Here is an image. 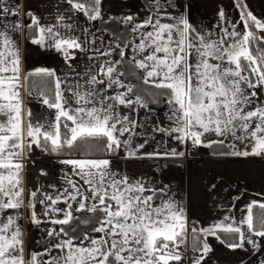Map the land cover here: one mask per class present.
Listing matches in <instances>:
<instances>
[{
    "label": "snow or ice",
    "instance_id": "6c2138e0",
    "mask_svg": "<svg viewBox=\"0 0 264 264\" xmlns=\"http://www.w3.org/2000/svg\"><path fill=\"white\" fill-rule=\"evenodd\" d=\"M66 2L74 14L82 13L90 21L102 19L101 0ZM166 3L176 7L174 0ZM149 7L155 11L132 28L139 34V43L131 45V62L142 70L143 82L159 90L153 95L167 98L169 126H156L154 131L180 144L191 142L193 147L223 144V140H207L208 135L231 137L245 145V150L240 151L233 144L231 155L264 156V37L258 35L264 31V21L247 10L243 0H236L239 21L228 20L221 8L218 16L223 23L217 25L218 31L205 33L197 31L186 15L164 11L161 0H154ZM19 15L18 4L9 7L8 0H0V264H180L188 221L174 197H166L167 186L157 189L143 179H130L126 173L113 171L110 159L93 157L96 152L116 154L120 150L128 158L184 155L175 148L141 153L148 140L133 147V135L139 134L135 129L141 125L122 115L118 106L135 110L137 105H148L136 93L135 86L126 84L117 71L129 45L116 43L101 53L111 56L118 50L120 57L100 65L99 72L106 81L90 74L83 84L72 85L56 77L54 89L38 92L40 102L55 110L54 119L47 124L33 123L31 110L26 112L23 99L25 91L31 95L32 74L22 68L21 49L13 33L26 29L30 43L54 48L66 61L75 58L69 50L83 51V44L79 37L71 35L77 26L64 23L62 14L52 25H42L31 10L25 13L30 23L21 24L19 19L8 22L7 17ZM134 20L132 15L123 18L125 24ZM241 23L243 29L239 28ZM35 74L55 76L54 71L43 68ZM62 84L67 87L62 88ZM33 146L50 153L79 147L82 158L61 163L72 165L73 174L82 184L68 179L70 190L39 201L45 205L43 216L47 222L61 227L46 229L47 236L56 242L45 244L42 252H32L26 259L19 213H3L25 205L23 160ZM39 191H32L30 196L36 197ZM61 200L66 209L55 207ZM69 201H75L78 207L73 209ZM256 206L264 210V202L252 201L240 220L225 216L207 228L193 226V251L199 253L193 264H203L212 251L208 236L225 243L218 232L233 237V242L226 244L230 250L246 251L247 244L253 253L259 252L264 216H254ZM27 207L31 210V223L45 222L38 217L34 203L29 201ZM49 209L52 213L62 212L63 218H54ZM73 211L98 213L102 219L97 220L99 226L92 231L101 235L68 236L63 225L75 219ZM45 256L47 260L43 259ZM259 264H264V260Z\"/></svg>",
    "mask_w": 264,
    "mask_h": 264
},
{
    "label": "crops",
    "instance_id": "0c3cea01",
    "mask_svg": "<svg viewBox=\"0 0 264 264\" xmlns=\"http://www.w3.org/2000/svg\"><path fill=\"white\" fill-rule=\"evenodd\" d=\"M247 5V10L251 11L258 19L264 21V0H243ZM154 0H101L102 19L90 21L82 13H72L66 0H8L9 7L20 6L19 17H7L9 23L19 19L21 24H28L30 20L25 13L31 10L40 18L42 25H52L56 23V17L60 14L65 16L64 23H73L77 27L71 35L79 37L83 44V51L70 49L69 52L75 55L74 59L66 61L61 52L51 47H41L34 45L28 40V31L21 29L18 33H13V38L18 42L22 54V68L25 73L36 72L37 69H49L54 71V81L59 77L62 81L75 85L77 82L83 84L88 75H97L98 79H105L100 74V65L106 61L119 60L118 50L111 56H103L102 52L109 47H114L120 43L125 49V60L117 65V71L121 74V79L126 84L135 86L136 93L140 94L147 103V107L136 106L135 110L125 106H118L122 115H127L130 119L137 120L141 125L135 129L138 135H133V147L137 144L148 143L141 153H151L154 151L164 152L175 148L178 152L183 151V156H158V157H133L128 158L124 150L116 154L105 153L104 156L94 158H107L111 160L113 171L122 174L126 173L130 179H143L153 188H163L167 186L166 197L172 196L180 204L186 214L188 221V237L186 246L182 245V261L180 264H193L187 254L193 252L195 257L199 254L193 251V237L191 229L207 228L213 223H218L225 216H231L240 220L246 214V206L252 201L264 202V156H235L231 155L235 149L245 150V145L239 141H233L231 137H218L208 135L207 140H223V144H213L212 147H193L191 142L180 144L168 135L154 131L156 126L168 127L169 121L167 113L169 106L164 96L153 95L159 91L152 85L145 84L141 79V71L131 62L133 51L131 45L139 43V34L134 33L132 28L135 24L142 22L155 9L149 7ZM176 7H168L166 0H161L164 11L173 15H186L189 22L202 32H217V25L222 24L218 16L221 8L224 9L227 19L237 22L240 19V9L236 7V0H174ZM132 15L135 20L129 24L123 22V18ZM73 17V19H68ZM163 22H172L164 20ZM243 29V24H239ZM83 29H87L84 32ZM66 33L65 29H59ZM150 30V29H149ZM259 36L264 37V31H259ZM94 41V43H93ZM98 50V51H97ZM94 57V59H89ZM62 84V88H66ZM121 90L122 89H118ZM111 94V90L109 92ZM32 96V98H31ZM65 96L69 93L65 91ZM23 93L24 107L31 110L33 123L39 121L47 124L54 119L55 110L43 105L37 96L33 94L29 97ZM31 98V99H30ZM134 98V96L132 97ZM264 100V94L261 95ZM74 106V105H73ZM28 119L25 114V120ZM250 150V149H249ZM82 157L64 158H43L39 148L33 146L31 153L27 154L23 160V186L25 205L19 210H5L3 215H16L19 213V224L24 233L25 258L32 252H42L45 244H54L56 240L49 238L46 229L55 227L57 230L61 225H52L43 216L45 205L39 201L46 200L47 196L55 198L62 195L66 189L70 190L68 179L82 184L79 177L73 174V166L61 163L62 160L80 159ZM50 161L52 177L40 178L27 171V168L38 162ZM215 185V187H213ZM39 189L36 197H31L30 193ZM29 201L35 204V211L38 217L45 221L39 225L30 222V209L27 207ZM72 203L73 209L78 207L75 201ZM159 203V200H157ZM60 209H66V203L61 200L55 205ZM50 214L54 218H63V213ZM253 214L259 218L264 216V210L258 206L253 208ZM74 220L68 225H63L68 236L81 237L83 234L99 236L100 233L92 231L93 227H98V219H102L98 213L73 211ZM225 243H221L213 236L207 237V243L212 251L208 254L203 264H259L264 260V238L260 241V251L253 253L249 245H245V250H230L226 244L233 242V237L227 233L218 232ZM56 254V253H53ZM43 259L47 260L45 256Z\"/></svg>",
    "mask_w": 264,
    "mask_h": 264
},
{
    "label": "trees",
    "instance_id": "16d2710c",
    "mask_svg": "<svg viewBox=\"0 0 264 264\" xmlns=\"http://www.w3.org/2000/svg\"><path fill=\"white\" fill-rule=\"evenodd\" d=\"M31 73L30 77V87H31V94H34L38 97V92L43 90V91H48L51 89H54V77H49L44 74H35L36 72H27ZM29 86V83L26 82V88ZM25 94L27 97L28 95L27 91H25ZM42 156L45 158H64V157H82V152L79 147L74 148V149H67L65 148L62 152L60 153H50V152H45L41 149H39ZM105 153L103 152H96L93 153V157H101L104 156ZM27 171L29 173H32L34 175H38L40 178H50L52 177L50 167L43 164V162H38L36 164H32L27 168ZM41 172H45L46 174L41 175Z\"/></svg>",
    "mask_w": 264,
    "mask_h": 264
},
{
    "label": "rangeland",
    "instance_id": "374dc122",
    "mask_svg": "<svg viewBox=\"0 0 264 264\" xmlns=\"http://www.w3.org/2000/svg\"><path fill=\"white\" fill-rule=\"evenodd\" d=\"M24 95H25V99H27L26 98V94H25V92H24ZM32 95V94H31ZM34 95V94H33ZM34 96H36V95H34ZM31 98H32V96H31ZM30 98V99H31ZM39 101H40V99H39ZM42 155V154H41ZM43 157V156H42ZM44 158V157H43ZM46 159V158H45ZM43 164H45V165H47V166H50V161H45V163H43Z\"/></svg>",
    "mask_w": 264,
    "mask_h": 264
},
{
    "label": "built area",
    "instance_id": "2783aa9c",
    "mask_svg": "<svg viewBox=\"0 0 264 264\" xmlns=\"http://www.w3.org/2000/svg\"><path fill=\"white\" fill-rule=\"evenodd\" d=\"M39 100V99H38ZM190 260H193L195 258V254L193 252H189V254H187Z\"/></svg>",
    "mask_w": 264,
    "mask_h": 264
}]
</instances>
